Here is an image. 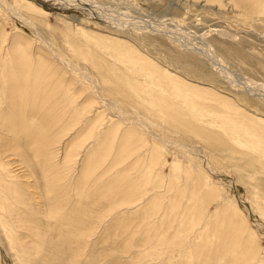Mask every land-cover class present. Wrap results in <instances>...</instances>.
I'll return each instance as SVG.
<instances>
[{"label": "bare ground", "instance_id": "6f19581e", "mask_svg": "<svg viewBox=\"0 0 264 264\" xmlns=\"http://www.w3.org/2000/svg\"><path fill=\"white\" fill-rule=\"evenodd\" d=\"M109 1L110 5L112 4L113 13L112 15H105L102 18L99 17L101 20L99 24L106 25L105 22L110 23L107 22L110 19L114 25L106 26L114 32L123 33L131 31V33L138 35L150 34V30L142 20V17L145 15L137 14L139 11L136 12V9H133L132 3L127 0ZM259 1L253 2L257 4ZM74 3H76L75 0H0V18H3V20H21L24 26L27 25L29 28L34 29L35 33L37 32L32 39L37 40L35 43L41 46L40 48L34 42H31V40L21 37L20 33L9 38V33L2 32L0 28V225L2 228L4 227V230L10 229L13 232L11 237L5 236L9 246L11 244L15 245L14 249L11 248L10 250L14 251L12 255L18 264H30V260L36 255H44L43 253L48 250L46 247L53 244V238L55 237L48 235L49 233L44 230L46 227L43 229V222L45 221L46 226L49 228H51V225H56L59 221L56 217L61 210L67 208L71 200H75L76 204L72 205V208L69 209V216L65 218V233L59 232L62 238L61 245L63 243L67 245L73 233H78L79 235L87 233L88 228L92 226V224L88 226L87 223L91 222L94 214L99 211L97 209L98 205L103 207L101 212L103 211L104 213L100 216V224L94 227L96 229L102 227L101 224L103 225L104 222H107L106 219L115 218L116 214L119 213H122L123 218L124 214L129 215L132 211L139 210L141 206L142 208L145 206L146 211H154L153 209L156 208V204L158 203L157 199L149 200L150 202L147 204V193L142 190V186L146 182H143V184L131 182L129 180V167L131 168L132 165L135 166L134 168H137L139 178L145 177L149 179L154 174L155 178L158 179L159 195L165 191H162V189L167 188L166 191L171 189V181L167 182L166 186V183L164 184L166 180L161 177L159 162L162 158L163 150H161L162 147L159 142L154 140L155 137L156 139L161 138V135H159L161 133H156V131L161 129L160 125L162 124H160V121H163L161 123H167L166 125L172 129V131L168 129L170 134L184 135L186 133H193L195 140L199 141L202 146L217 152L224 151L230 163L232 161L234 164L237 162L233 159V155L236 154L241 156L243 162L259 164L262 166L259 168V174L264 175V118L257 116V114L250 115L244 109L235 106L236 104L232 105L227 99H221L219 94L200 86L199 83H189L176 73L170 72V70H163L155 62L141 55L132 42L117 41L103 35L99 36L97 40L94 39L93 42H98L104 48L103 54L108 51V54L113 57V62L110 66L114 68L113 70L107 68L106 65L99 64L100 62L94 61L93 58L87 55L83 57L80 54L79 47L76 48L70 44H65L72 56L70 59L68 54L58 51L53 42H49L41 33L43 30H48L49 25L47 26L44 21H47L49 16H54L61 21H67L65 24L69 26V30L70 28L73 29V31L78 32L82 37H86L87 39L97 37L93 35V33L96 34L95 32L85 29L87 25H91L92 23L78 20L74 16L67 19V16L64 17L56 13V11L61 12L68 8L70 10ZM258 4L257 6H259ZM116 5L124 7L127 13H131L132 21L123 18L128 21L123 22L120 19L121 17L117 18L114 11L117 8H115ZM84 7L86 6L84 5ZM262 8L264 9V7ZM120 9L119 11L121 12L122 9ZM5 10L9 15L5 13ZM141 13H143L142 10ZM260 13L263 14L264 12ZM96 17L98 19V16ZM102 25L94 23V26L100 28H102ZM62 38L65 40V37ZM172 41L174 42L173 38ZM175 41L176 45L180 44L176 39ZM205 46H207V51L212 55L210 57L208 52L205 51L208 54L207 57L213 60L214 67L212 68L214 70L217 69V73H225L227 69L223 66L221 60H219L221 56L214 49L213 46L215 45L212 46L207 40ZM37 50H39L38 52H43V54L36 53ZM32 52L37 54L36 59L31 55ZM77 56L81 57L80 60L82 62L72 60V58ZM203 56L205 55L203 54ZM115 63L116 65H114ZM117 73L121 74L123 79ZM122 83L130 85L128 88L129 92L128 94H124L125 96L120 93ZM79 86H83L84 88ZM252 89L254 91L246 89L245 92L254 93L255 97L264 102V89L257 86ZM88 91H90V95L93 97V102L91 96L86 95ZM137 93L139 94L137 95ZM113 97L118 98L120 103L126 102L132 105L133 108L143 115L146 123L141 121L137 114H134L133 119L129 121L123 115L125 113L123 112L124 110L122 109V111L115 104V101L112 100ZM134 97L136 98L135 101L129 100ZM180 102H187L189 109H195V112L183 111L184 109L180 107L182 106ZM193 117H197V123H195V120H191ZM200 117L207 118L203 121ZM188 118L191 119L188 120ZM187 122L189 123L186 124ZM134 123L137 126H143V129L148 131V139L144 136L143 132L142 135V133H139L140 131H136V126L133 127L134 125H132ZM48 129H53V134H50L49 132L51 131ZM67 132H74L71 133L73 136L69 135L67 137L65 135ZM60 138L63 139L60 140ZM82 138H85V140L83 139V141ZM53 140H60V142L57 145H53ZM114 142L116 143L115 145L121 147V151L112 153L114 151ZM169 144L172 147L174 145V143ZM131 146L134 147L133 149L136 152L144 151L146 158L143 157V160H136L134 164L126 165L129 169L127 171L126 166L114 171L117 169L116 164L119 166L128 159V154L131 152L129 147ZM186 146L178 145L177 147L182 148L188 155L187 151L189 150L196 153L202 152L201 154L205 153L202 148L201 151L195 149V147L191 148V145V147ZM186 148H189V150ZM167 150L169 148H166ZM167 152L172 155V150ZM175 155L177 162H171L172 171L181 170L187 179L195 180V183L192 182L191 184L193 188L189 199L190 203H192L191 207L189 208L187 205L188 209L194 212L195 217L187 221L186 217H181L179 223L182 224L186 221L182 225L188 226L185 227L184 232H178L175 236H172L169 242L164 237L159 238L158 231L146 233V236L139 241L142 244V247L139 245V248H142L143 251H140V253L135 254L133 257L137 256V258L142 260L147 257L156 258L161 254L165 244L170 245V248H177L183 239L185 246H182L189 250L183 249V247L178 249L179 256L176 259L169 257V264H194L193 259H197V264L202 256L209 259L211 256L228 255V253L234 257H232L234 260L232 259L227 264H264V255L260 254L262 247L259 246L261 238L258 237V234L254 230L250 231L248 227L249 222L247 220L249 217L247 219L248 215H245V213L249 210L243 211L240 206H237L232 197L226 196L229 193L222 196L220 198L221 201L219 200L221 202L219 205L222 209L213 214L212 218H209L211 224L214 223V227L211 226L214 228L212 236H205L207 235V229H211L208 226L209 221L200 227V229H204V232L196 231V229H199L205 214V202L209 199L211 200L213 195L217 199L216 196L221 191L225 193L226 191L219 186L218 188H221V191L215 190L214 183L211 184V180L203 173L213 169L208 166L206 167L205 162L201 161V168L198 166L200 163L196 165L190 159L182 156V154L176 153ZM203 157H207V155ZM40 160L45 164L40 162ZM107 160L110 161V171L106 169L102 170L103 172L101 171V173L97 172L96 170L99 165L107 163ZM144 161H147L146 167L141 166ZM234 166L237 167V165ZM144 170L148 171V175L142 174ZM110 173L108 181L102 182ZM254 175L252 178L248 175L250 182L255 180ZM40 176L42 179H40ZM147 182L149 181L147 180ZM201 190H204V196L202 193V196L200 195ZM252 191L255 192V188ZM176 194L178 197L183 195L182 192ZM254 195L256 196L255 193ZM106 196L107 199L105 198ZM200 196L202 197L201 200H203V202L200 201L201 203L198 200ZM255 196L252 197L257 202H253V205L258 210L263 221L261 224L264 227V197L263 199L262 197L258 199ZM214 198L212 199L214 200ZM196 199L198 200L197 202ZM169 201L173 203V198L171 197ZM224 202L228 203L225 207ZM38 205L44 208L45 211L41 210L44 214L36 213L35 208ZM174 205L169 209L170 212L172 211V214L178 210V204L174 203ZM105 208L109 209L108 213L105 212L107 210ZM22 209H24V216L27 214L32 215L36 221L33 222V220L25 218L26 216L23 217ZM90 209L94 210H91L87 214ZM146 211L145 213L149 216L151 213H147ZM152 214V217L154 215L157 216L156 212ZM40 215H43L45 218ZM126 219L124 221L117 220L115 224H111V228L117 224L118 226L120 224L125 225ZM178 219H180L179 216ZM151 226H154L151 222L146 225V227ZM51 229L52 231L55 230ZM23 231H26L30 236L32 234L34 237L30 239V244L19 239ZM7 232L9 233V231ZM186 234H193V236H189V240H187ZM85 236L80 237L84 239ZM211 239L217 242V244L211 245L209 241ZM188 241L190 243H187ZM128 243L133 245L131 240H128ZM16 246L19 249H16ZM203 249L205 250L203 251ZM59 250L61 252L60 248ZM147 251H150V253ZM168 251L165 252V256ZM202 251L203 253L200 255L199 253ZM196 254H199V256H196ZM63 255L62 257L64 258ZM95 255V257L93 256L95 260L92 259V262L93 260L97 262V253ZM258 258L259 260H257ZM52 259H50L51 262ZM58 260L59 262L61 261L57 259V262Z\"/></svg>", "mask_w": 264, "mask_h": 264}, {"label": "rangeland", "instance_id": "374dc122", "mask_svg": "<svg viewBox=\"0 0 264 264\" xmlns=\"http://www.w3.org/2000/svg\"><path fill=\"white\" fill-rule=\"evenodd\" d=\"M75 1H76V3L72 4L73 7L70 8V10H68L69 9L68 8V9H64L61 12L56 11V13L59 15H62L64 17L67 16V19H68V17L74 16L78 20H83L85 22L92 23L91 25H87L85 27V29L86 30H92V32L96 33V34L93 33V35H95L97 37H94L91 39H87L86 37H82L81 35L78 34V32L73 31V29L70 28V30H69V26L67 24H65V22L67 23V21H61L58 18H55L54 16H49L47 18L48 20L44 21V23L47 24V26L49 25L48 26L49 31L48 30L41 31L42 35H44L45 38L49 42H51V41L53 42V44L55 45V47L58 51H63L65 54H68L69 59L72 56L67 50V47L65 45L66 43L70 44L71 46H74L76 48L79 47L80 48V54L83 55V57H85V55H87V56L93 58L94 61L100 62L99 64L106 65L107 68H111L110 66L112 65L113 57L108 54V51L105 52L107 56L105 55V53L103 54L104 48L100 44H98V42H93L94 39L97 40L99 36L103 35L104 37H108L111 39L113 38L117 41L132 42L133 46L135 48H137V51L141 55H144V56H146V58L155 62L163 70H167V71L170 70V72L172 71V72L176 73L182 79H184L185 81H187L189 83H192V84L199 83L200 86H202V87H204V88H206V89H208V90H210L216 94H219L221 96V99H223V98L227 99L232 105L236 104L235 106H238L239 108L244 109V111L248 112L250 115L257 114V116L264 118V102L259 100V98L255 97L253 95L254 93L251 94V92L250 93L245 92L246 89H251L254 91V89H252V88L255 86L262 87L264 89V13L263 14L260 13V12H264V9L262 8V7H264L263 6L264 0L263 1L260 0L261 2L260 1L257 2V4L260 3V4H258L259 6H257L256 2H253V1H257V0H127L128 2L133 4V6H134L133 9H136V12L139 11L137 14L140 13V14L145 15L144 17H142L143 18L142 20L145 22V26L147 25L146 27L150 30V34H143V35L133 34V33H131V31H126L123 33L122 32L121 33L114 32L113 30H111V28L106 26V25H114L110 19L107 20V22H110V23L105 22L106 25L99 24V22L101 21L99 19V17L102 18L105 15L108 16L110 14L112 15V13H113L112 12L113 8L111 6L112 4L110 5L109 0H75ZM79 1H81V2H79ZM84 3H86V4H84ZM84 5L86 7H84ZM237 6H239V7H237ZM118 7L119 6L116 5L115 6L116 9H114L115 15H117V18L121 17L120 19H122L123 22L132 21L131 20V18H132L131 13L130 14H129V12L127 13V10L124 9V7L123 8L119 7V9L120 8L122 9V10L120 9L121 10V12H120ZM86 8H87V10H86ZM0 10H1V6H0ZM141 10L143 13H141ZM123 11H124V13H123ZM2 12H3V9H2ZM82 12H83V14H82ZM97 12H99V13H97ZM5 13H7V15H9L6 10H5ZM128 14H129V16H128ZM96 16H98V19ZM50 17H53V18H50ZM123 18L128 20V21L124 20ZM120 19H119V21H121ZM94 23L96 25H102V28H100L98 26H94ZM25 26L21 20H18V21L17 20H9V19L3 20V18H0V28H1L2 32L4 31L7 34L9 33V38L11 36H14V35H17L20 33V35H22L21 37H24L26 39L31 40V42H34V44H36L38 47L41 48V46H39L38 43H35V41L37 42V40L32 39L37 34V32L35 33L34 29L29 28L27 25H25ZM66 26H67V28H66ZM18 29H19V31H18ZM62 31H63V33H62ZM62 37H65L64 38L65 40H63ZM66 37H68V38H66ZM172 38H173L174 42L172 41ZM175 39L180 44L176 45L177 43H176ZM207 40L209 41V43H211L212 46L215 45V46H213L214 49L217 50V51L216 50L215 51L222 58V59L219 58V60H221V63L227 69L226 72H228L229 74L228 73L226 74V72L222 73V74L217 73L216 71H218V70L217 69L214 70L212 68V67H214L213 60H211V58H210L212 55L207 51V46H205ZM9 41H11V40H9ZM182 41L183 42L185 41V43H183ZM197 45L199 46V48ZM196 48L199 50H197ZM38 51L39 50H37V52L36 51L35 52L38 54H43V52H38ZM205 51L208 52L210 57H207L208 54ZM35 52H32L33 54L31 53V55L36 59L37 54ZM34 54H35V56H34ZM203 54L206 57L203 56ZM77 58H79V59L77 60ZM80 59H81L80 56L72 58V60L76 61V62H80L81 61ZM86 63H88V62H86ZM54 65H56V64H54ZM114 65H116V63ZM86 67H88V66H86ZM111 69L113 70L114 68H111ZM118 76H120L123 79L121 74L120 75L118 74ZM129 86H130L129 84L122 83V89H121L122 92L120 91L121 95L122 94L123 95L128 94ZM79 87H81V86H79ZM241 89H242V91H241ZM102 90H104V88H102ZM88 92H86L87 96L90 95V91H88ZM138 94L139 93H137V95ZM91 98H92L91 100L93 102V97L91 96ZM135 99L136 98L134 97L133 99H129V100L135 101ZM112 100L115 101V104L119 108H121V110L122 109L124 110V111L123 110L122 111L125 113L124 114L122 113V114L129 121L133 119L132 117L134 114L135 115L137 114L140 117L141 121L146 123V121H145L146 119L143 118V115H141V113H139L138 110L133 108L132 105H130L126 102L120 103L118 98L113 97ZM179 100H181V99H179ZM180 105H182L180 107L182 109H184L183 111H185V112H195V109H191V108L189 109V105L187 104V102H182V103L180 102ZM209 109H211V108L209 107ZM200 118L204 121L207 117H204V118L200 117ZM190 119L188 118V120H190ZM191 120L192 121L195 120V123L198 122L197 117H193ZM161 122H163V121H160V124H162L163 126L160 125L161 129L159 131H156L157 134L161 133V134H159V135H161V138L159 137L156 139V137H155L154 140H157L159 142V144L162 147L161 150H163L162 151L163 152L162 158L159 162V164H160L159 168H161V177L164 180H166L164 182V184L166 183V186H167V182L171 181L170 182L171 183V189L168 191H166L167 188L162 189V191H164V190L165 191L159 195L160 188H158V186H157L158 185V182H157L158 179L155 178L154 174H152L149 179H147L145 177L139 178V176H138L139 172H137V168H134L135 166L131 165V168H132V170H131V168L129 167V169H130V171H129L130 179L129 180L131 182H134V183L136 182V183H141V184H143V182H146L145 185L142 186V190H143V192L145 191L147 193V197H146L147 204L150 202L149 200L157 199L158 203L156 204V208H158V209L155 208V209H153L154 211H152V210L146 211V209L144 208L145 206H143V208L141 206L139 208V210H134L129 215L124 214L125 217L123 216V218H122V213H119V214H116L115 218L106 219L107 222H104L103 225L101 224L102 227H100L99 229H96L94 227H96V225L100 224L99 223V221L101 220L100 216L102 213H104L103 211L101 212V210H103V207L101 205H98L97 209L100 212L97 211L96 214L93 213L94 216H93L91 222L87 223L88 226L91 224H92V226L88 228L87 233L85 232L86 236H85V233L80 234V235L78 233H73L71 238H69L67 245H66V243L65 244L63 243V245H61L62 238H61L59 232L62 231L61 232L62 234L65 233V229H66V225L64 226L65 218L69 216V211H70L69 209L72 208V205L76 204L75 200H71L70 203L68 204L67 208L63 209L64 211L61 210L63 213L60 211L59 215L56 217L59 219V221L61 220L60 222L58 221V223H60V224L57 223L56 225H51V228H53L55 230L52 231L51 228L46 226V222L45 221L43 222V225H44L43 229L46 227L44 230H46V232L49 233L48 235L54 236L56 238V240H55V238H53V244L51 246L49 245L46 247V249L48 248V250L45 253H43L44 255L43 256H37L36 255L34 258H32L30 260V264L31 263L33 264V262H34V264H56L57 259H60L62 261V262L60 261L62 264L64 262H65L64 264H91V263L92 264H94V263L95 264H169L168 263L169 257L176 259L177 256H179V254H178L179 250L178 249L185 246V242L183 241V239L179 243L177 248L171 247V248H173V250H171L170 245L165 244L162 248L161 254L158 255L156 258L147 257V258L142 260L140 258H137V256L133 257V256H135V254H138V253H140V251H143L142 248H139V245H141L140 247H142V244H140L141 242H139V241L141 240V238L146 236V233H148L150 231H153V232L158 231L159 238L164 237L165 239H167V242H169V239H171L172 236H175L178 232H182V231L184 232L185 227L188 226V225L187 226L182 225L184 222H186L187 220H189L192 217H195L194 212L191 211L190 209H188V207H187V205H188L190 208L191 204H192V203H190L189 199H190L191 190L193 189L191 184H192V182L195 183V180L194 179H187V177L184 176V174L181 170L180 171H178V170L172 171V163L175 161L177 162V157H175L176 153L179 155L182 154V156H184L187 159H190V161L196 165L198 163H200L198 166H200L201 168H202L201 161L205 162L206 167L208 166L209 168H213L212 170H210V171L207 170L206 172H203V173L206 175V177L208 179L211 180V184L214 183L217 185L216 186L213 184L215 190L218 189V192H220L221 188H223L226 191V193L224 191H221V193L217 195L218 197L216 196L217 199L219 198L218 200L215 199L214 198L215 195H213V197L212 196L211 197L214 198V200L210 197L211 200L209 199L207 202H205L206 203L204 205V206H206L205 214H204L203 219L201 218L203 222L201 221L199 229H200V227H202V225L206 224L209 221V218H212L214 216L213 214H216V212H218L222 209L221 206L219 205L221 203V202H219V200L222 196L229 193L226 196L232 197V199L236 202L237 206H240L243 211H245V210L250 211V212L249 211L247 212L250 215L245 213V215H248L247 219L249 217V219L247 220V222L250 223V224L248 223V227H249L250 231L254 230V232H256V234H258V237L261 238L260 239L261 242H260L259 246L262 247V250H261L260 254L264 255V227L261 224V222H263V221L261 219V216L258 213V210L256 209V207H254L255 205H253V202L256 203L257 201L255 198L252 197V196H255L254 193L256 194L258 199L260 197H262V199H263V197H264V178H263L264 175H262L261 173L259 174V170H260L259 168L262 166H260L259 164H256V163L250 164L248 162L249 163L248 164L247 162H243V159H241V156L236 155V154L233 155V159L236 160L237 162L235 164L233 163V161H232V163H230L227 160V158H226L227 154H225L224 151L223 152H220V151L217 152V151L208 149L205 146H202L201 143H199V141L195 140L193 133L192 134L186 133L184 135L170 134L168 129L170 131H172V129L168 125H166L167 123H161ZM188 123L189 122H187L186 124H188ZM132 125H134L133 127L136 126L135 129L137 132H139V131H140L139 133L143 132L144 136L147 137V139H148V133H147L148 131L143 129V126H137V124H135V123ZM152 126H154V125H152ZM137 127H139V128H137ZM48 130L52 132L51 133L48 131L50 134H53V131H54L53 129H48ZM71 133H74V132H70V133L67 132L65 135L68 137L69 135L70 136L72 135ZM143 133H142V135H143ZM85 134H86V132H85ZM53 137H55V136H53ZM62 139L63 138H60V140H62ZM83 139L85 140V138H82V140ZM87 139H89V138H87ZM55 140H53V145H57L60 142V140L59 141H55ZM150 140H152V139H150ZM169 140L172 142H170ZM223 140H225V138H223ZM168 141H169V143H174L173 147L171 146V144L168 143ZM115 144L116 143L114 142V148H113L114 151H112V153L117 152V151L118 152L121 151V147L118 145H115ZM178 145H181V146L187 145L186 147L192 146L191 148L195 147V149H199V150H201V148H202L205 153H203V154H201L202 152L196 153V152H193L192 150H189V148H186L187 150H189V151H187V153H189V155H188V154H186L185 151L182 150V148L177 147ZM117 146H118V148H117ZM175 146H176V148H175ZM131 147H129V150L131 152H130V154H128V157H127L128 159L124 163H122V164L120 163L121 165H119V166H118V164H116L115 166L117 167V169L114 168L115 169L114 171H116L118 169H122L128 164H131V163L134 164V162H136V160H143V157L146 158L145 157L146 154L144 153V151L136 152L133 149L134 147L133 146H131ZM165 147L169 148V150H167V151L172 150V155H170L166 151ZM197 147H199V148H197ZM177 148H178V150H177ZM141 152H142V154H141ZM204 155L205 156L207 155V157H203ZM196 158H197V160H196ZM40 162H43V161L40 160ZM43 164H45V163L43 162ZM168 164L169 165L171 164V165L169 166ZM254 164H256V165L254 166ZM234 165H237V167ZM141 166L146 167L147 161H144L141 164ZM110 168H111L110 167V161L107 160V163H105L103 165L100 164L98 167L99 170L97 169L96 171L97 172L99 171V173H101L102 170L103 171L106 169L109 170ZM129 169H128V166H126V171ZM135 173H136V175H135ZM143 173H144V175H148V171H146V170H144L142 172V174ZM95 174H96V172H95ZM162 174H163V176H162ZM245 174L247 177L245 176ZM254 174H256V175H254ZM110 175H111V173L109 174L108 177L104 178L102 180V182H104V181L106 182V180L108 181V179L110 178ZM248 175L251 178L254 175L255 180H252L250 182L248 180ZM257 177H259V178H257ZM40 179H42L41 176H40ZM147 180L151 183L147 182ZM242 180H244V181H242ZM241 184H242V187H241ZM138 185H137V187H138ZM218 186L221 188L219 189ZM40 188H42V187H40ZM254 188H255V192L252 191V190H254ZM42 191H40V192L42 193ZM180 192H182L183 195L181 197H178L176 193L180 194ZM201 193L204 196V190L200 191V195L202 196ZM252 193H253V195H252ZM201 196L198 197L199 202L200 201L203 202V200H201L202 199ZM171 197L173 198V203L169 201ZM105 198L107 199V196ZM239 198H241V199H239ZM198 200L196 199V202ZM103 203H105V202H103ZM174 203L178 204V206H177L178 210L174 211L175 213L172 214L171 213L172 211L170 212L169 209L171 207L175 206ZM44 204H45V202H44ZM227 204H228L227 202H224V207ZM45 206L47 208L46 204H45ZM249 206H251V207L249 208ZM37 207L35 208L36 213L44 214V212H43V211H45L44 208L41 207V205H40V207H39V205ZM89 207L93 208L92 206H89ZM217 207H218V209H216ZM252 207L255 211L252 209ZM41 210H43V211H41ZM91 210H94V209H90V211H88L87 214L90 213ZM105 210H106L105 212L108 213L109 209L105 208ZM206 210H208V211H206ZM21 211H22L23 217L26 216L25 218L33 220V222L36 221L35 217H33L32 215L27 214L24 216V209H22ZM145 211L147 213H151V214L149 216H147ZM155 212L157 213V216L154 215L152 217V215H153L152 213L155 214ZM168 214H169V216H168ZM188 214H189V216H188ZM40 216L45 218L43 215H40ZM143 216H145V217L143 218ZM178 216L180 217V219H178ZM181 217H184V218L186 217L185 218L186 221H184L182 224L179 223L181 220ZM125 219H126L125 225L120 224L118 226V224H117L116 226L114 225L111 228V224H115V222L117 220H121V221L123 220L124 221ZM206 219H208V220H206ZM255 221H256V223H255ZM149 222H151L154 226L146 227V225ZM157 224H158V226H157ZM210 224H211V222L209 221L208 226L211 229H207V231H206L207 235H205L208 237L212 236V231L214 232V228H212V227H214V223L211 225ZM164 225H165V227H164ZM178 225L180 228L178 227ZM258 225H259V227H258ZM189 226H191V225H189ZM61 227H62V229H61ZM152 227H153V229H152ZM199 229H196V231L204 232V229L203 230L202 229L199 230ZM7 231H9V233ZM24 232H25V234H24ZM12 233L13 232L10 229L4 230V227L2 228V226L0 225V264H15V263L18 264V262L15 261L14 256L12 255L13 254L12 252H14V251L10 250L11 248L14 249L13 247H15V245L11 244V246H9L7 238L5 236V235H7V237L9 238V237H11ZM26 233H27L26 231H23V233L20 234L19 239L21 241H24V242L30 244L29 243L30 239L34 238V237L32 236V234L30 232L29 233L31 234V236L28 233L27 234ZM57 235H58V237H56ZM80 236L81 237L85 236V238L82 239ZM189 236H193V234H188V235L186 234L187 240H189L188 239ZM78 237L80 240L78 239ZM25 238H26V240H25ZM99 238H102V239H99ZM128 240H131L133 245L129 244ZM55 241H56V243H55ZM209 241H210L211 245L217 244V242H215L212 239ZM74 242H75V244H74ZM57 243H58V246H57ZM59 243H60L61 247L59 246ZM187 243H190V241H188ZM56 247H57V249H55ZM65 247H66V249H65ZM59 248L61 249L62 253L60 252ZM203 248H205V247H203ZM16 249H19V248L16 246ZM130 249H131V251H129ZM183 249L189 250L186 247H183ZM168 250H170V251H168ZM204 250L205 249H203V251ZM166 251H168V252H167V255L165 256ZM203 251L200 252L199 254L201 255L203 253ZM64 252H66V253H64ZM147 252L150 253V251H147ZM63 253H64V255H63ZM95 253H97V262L94 261L95 259L93 258ZM59 254H61V256H59ZM199 254H196V256H199ZM46 255H47V257H46ZM62 255L64 256V258L62 257ZM255 255H258V254H255ZM230 256H231V254H229V253H228V255L225 254V255L215 256V257L211 256L209 259H206L205 256L204 257L200 256L201 258L198 261L199 263H197V264H227V263H229V261H232V259L234 258L233 256H231V258H230ZM253 256H254V254H253ZM61 257L64 260H62ZM50 259H52V262ZM92 259H94L93 262H92ZM196 260L197 259H195V260L193 259L194 264H196ZM257 260H259V258ZM41 261H42V263H41ZM60 262L58 260L57 264H61Z\"/></svg>", "mask_w": 264, "mask_h": 264}]
</instances>
